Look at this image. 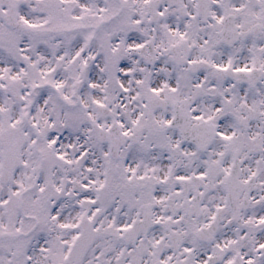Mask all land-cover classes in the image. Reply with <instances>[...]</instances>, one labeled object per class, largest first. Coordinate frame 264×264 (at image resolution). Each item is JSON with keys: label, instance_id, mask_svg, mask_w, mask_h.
<instances>
[{"label": "snow or ice", "instance_id": "obj_1", "mask_svg": "<svg viewBox=\"0 0 264 264\" xmlns=\"http://www.w3.org/2000/svg\"><path fill=\"white\" fill-rule=\"evenodd\" d=\"M0 264H264V0H0Z\"/></svg>", "mask_w": 264, "mask_h": 264}]
</instances>
